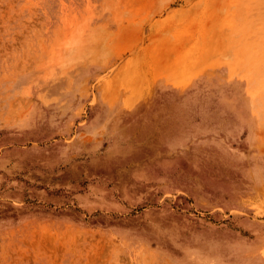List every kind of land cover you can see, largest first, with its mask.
Listing matches in <instances>:
<instances>
[{
  "label": "rangeland",
  "instance_id": "1",
  "mask_svg": "<svg viewBox=\"0 0 264 264\" xmlns=\"http://www.w3.org/2000/svg\"><path fill=\"white\" fill-rule=\"evenodd\" d=\"M0 264H264V0H0Z\"/></svg>",
  "mask_w": 264,
  "mask_h": 264
}]
</instances>
